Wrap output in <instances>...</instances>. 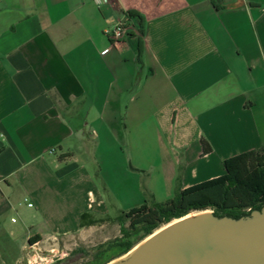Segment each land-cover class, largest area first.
<instances>
[{
	"label": "crops",
	"instance_id": "obj_1",
	"mask_svg": "<svg viewBox=\"0 0 264 264\" xmlns=\"http://www.w3.org/2000/svg\"><path fill=\"white\" fill-rule=\"evenodd\" d=\"M98 130L156 135L182 190L264 147V0H0V249L100 233Z\"/></svg>",
	"mask_w": 264,
	"mask_h": 264
},
{
	"label": "rangeland",
	"instance_id": "obj_2",
	"mask_svg": "<svg viewBox=\"0 0 264 264\" xmlns=\"http://www.w3.org/2000/svg\"><path fill=\"white\" fill-rule=\"evenodd\" d=\"M98 131L100 138L93 143L98 151L95 155L98 160L91 161L90 165L97 175L95 182L106 199L109 211L108 220L99 224V227L104 226L99 229L100 233L60 240L51 248L38 245L36 250L30 243L18 248L5 242L0 249V264H45L51 260L52 251L63 259L51 264H89L101 248L121 237L117 222L119 217L144 204L151 206L175 198L179 183L176 186V178L168 167L171 161L167 144L159 142L156 135L151 134L146 148L140 154V146L136 141L129 150L123 140L119 145L113 144L102 130ZM194 214L197 213L191 215ZM111 253H115V250L107 254Z\"/></svg>",
	"mask_w": 264,
	"mask_h": 264
},
{
	"label": "trees",
	"instance_id": "obj_3",
	"mask_svg": "<svg viewBox=\"0 0 264 264\" xmlns=\"http://www.w3.org/2000/svg\"><path fill=\"white\" fill-rule=\"evenodd\" d=\"M132 18L138 17L130 14ZM203 155L212 152L202 140ZM224 175L182 190L179 186L174 199L164 203L144 204L119 217L121 237L101 248L89 264H109L126 255L138 244L163 226L192 213L212 211L218 218L239 220L264 209V147L224 161ZM107 218L85 213L81 228L102 224ZM128 224V226H127ZM41 240H29L32 246ZM115 250V253L107 254Z\"/></svg>",
	"mask_w": 264,
	"mask_h": 264
},
{
	"label": "water",
	"instance_id": "obj_4",
	"mask_svg": "<svg viewBox=\"0 0 264 264\" xmlns=\"http://www.w3.org/2000/svg\"><path fill=\"white\" fill-rule=\"evenodd\" d=\"M186 217L109 264H264V209L239 220Z\"/></svg>",
	"mask_w": 264,
	"mask_h": 264
},
{
	"label": "built area",
	"instance_id": "obj_5",
	"mask_svg": "<svg viewBox=\"0 0 264 264\" xmlns=\"http://www.w3.org/2000/svg\"><path fill=\"white\" fill-rule=\"evenodd\" d=\"M131 31V27L128 22H118L113 28L105 31L106 36L111 40V42H120L125 37L129 36ZM28 200H26L27 202ZM28 207L32 208L33 204H28ZM16 222V220H13ZM37 245L32 246L34 250H36ZM51 260L45 264H51L55 261L62 260L63 257L58 258L55 251L51 252ZM31 264V262H29Z\"/></svg>",
	"mask_w": 264,
	"mask_h": 264
},
{
	"label": "bare ground",
	"instance_id": "obj_6",
	"mask_svg": "<svg viewBox=\"0 0 264 264\" xmlns=\"http://www.w3.org/2000/svg\"><path fill=\"white\" fill-rule=\"evenodd\" d=\"M192 216H194V215H189L188 217H186V218H191ZM184 220V219H183ZM176 222H179V221H175V222H173L172 224H175ZM163 230V229H162ZM160 231H158L156 234H158Z\"/></svg>",
	"mask_w": 264,
	"mask_h": 264
}]
</instances>
